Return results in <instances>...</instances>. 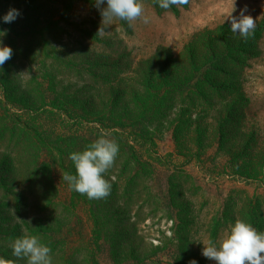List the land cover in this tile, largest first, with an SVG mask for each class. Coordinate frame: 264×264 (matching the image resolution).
I'll list each match as a JSON object with an SVG mask.
<instances>
[{"label":"rangeland","instance_id":"rangeland-1","mask_svg":"<svg viewBox=\"0 0 264 264\" xmlns=\"http://www.w3.org/2000/svg\"><path fill=\"white\" fill-rule=\"evenodd\" d=\"M143 3L147 23L114 19L101 37L95 0H0L13 50L0 66V257L35 235L52 264H216L202 255L216 219L250 201L264 217V0ZM245 6L247 39L227 20ZM9 9L20 15L4 23ZM233 50L235 81L212 94L204 66ZM102 133L119 154L110 195L90 200L62 174Z\"/></svg>","mask_w":264,"mask_h":264},{"label":"clouds","instance_id":"clouds-1","mask_svg":"<svg viewBox=\"0 0 264 264\" xmlns=\"http://www.w3.org/2000/svg\"><path fill=\"white\" fill-rule=\"evenodd\" d=\"M159 7L169 10L173 6L187 5L189 0H156ZM105 0H95L96 7L102 17L97 36L105 35V25L111 24L114 19L128 22L142 20L148 22L145 16L143 0H106L107 7H102ZM229 14L231 32L244 39L253 35L256 20L249 14L245 15L247 6L240 11L239 16ZM20 15L17 9H9L3 17L4 23H12ZM13 50L3 46L0 41V66L11 59ZM119 154V144L108 137L107 133L94 142L88 144L83 151L72 152L69 156L75 166V174L65 172L62 180L75 192L86 195L90 200L107 198L111 193V183L104 174L114 166ZM202 255L216 264H264V232L258 231L251 223L237 219L229 231L217 243L203 242ZM13 256L16 259L0 257V264H17V260L25 259L26 264H52L51 248L42 243L35 235L21 236L11 243ZM189 264H197L196 260Z\"/></svg>","mask_w":264,"mask_h":264},{"label":"trees","instance_id":"trees-1","mask_svg":"<svg viewBox=\"0 0 264 264\" xmlns=\"http://www.w3.org/2000/svg\"><path fill=\"white\" fill-rule=\"evenodd\" d=\"M235 52L236 51L233 50V51L226 52V54H220V55L215 54L211 62L207 66H204L206 74L201 73V76L203 77L207 76L208 79H212V81L214 82V84L212 85V88H213L212 94L221 95L225 93V91L228 92L227 90H224L225 88L224 86L228 84V82L233 83L235 81L234 80L235 77L234 78L232 77L233 75L232 69L230 68L231 65H233V63L235 62V59L228 61L229 58H233V56L235 55ZM215 73H218V76H221L219 82L227 81V83L221 84L215 81V79L212 77V75H214ZM229 75L232 78L229 77ZM241 101H243V98H240V97L235 98L231 100L229 105L226 107V112L229 110L228 119H229L230 125L235 120L241 117L242 112H243L242 111L243 106L248 105L244 102L242 103ZM222 126H225V124ZM252 138L253 137H251L250 140H248L245 144L247 145L249 141H251ZM233 156L235 158H240L243 156V154L239 153ZM250 178H253V177H249L248 179ZM247 203L249 204L244 207L238 208L240 211H236V213L234 214H228L227 212H225L222 215V218L216 219L213 222L212 233L209 237L210 242L217 243L218 236H219L218 233L220 229L228 225H234L237 219H241L248 223H251L258 231L264 232V217L259 208V205L252 206L251 201ZM191 222H194V219H192L189 223H187V227H189ZM201 262L199 261V263L197 264H204L203 262L202 263Z\"/></svg>","mask_w":264,"mask_h":264}]
</instances>
